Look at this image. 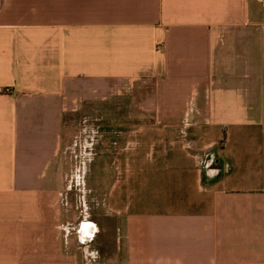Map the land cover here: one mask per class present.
Wrapping results in <instances>:
<instances>
[{
  "label": "crops",
  "instance_id": "obj_1",
  "mask_svg": "<svg viewBox=\"0 0 264 264\" xmlns=\"http://www.w3.org/2000/svg\"><path fill=\"white\" fill-rule=\"evenodd\" d=\"M0 264H264V0H0Z\"/></svg>",
  "mask_w": 264,
  "mask_h": 264
},
{
  "label": "rangeland",
  "instance_id": "obj_2",
  "mask_svg": "<svg viewBox=\"0 0 264 264\" xmlns=\"http://www.w3.org/2000/svg\"><path fill=\"white\" fill-rule=\"evenodd\" d=\"M127 101H128V99L122 98V100L114 99V101H113L114 104L111 103V105L110 104L103 105L102 103H95V104H92V105H89V106L84 107L82 110H80L78 112L77 115H72V114L67 115L66 116V128H65L66 134H67L66 135L67 136L66 138L69 139V137H70V131L73 132V130L76 128V125H78V127H79V125H81V124H83V125L84 124H86V125L89 124L90 125V123H91V125H95L96 127L98 125L99 128H101L102 127V124H104L103 120H98V121L97 120H93L92 117H88L87 118L88 121L87 120L86 121H82V120L77 121L79 119V116H80L79 114H82V113H85V114L86 113H89V114L90 113L91 114L92 113L102 114L103 112H106V108L107 109L109 108L111 112H121V113H125V112H128V104H127L128 102ZM116 124H117V122H116ZM113 127L114 126H112V128ZM83 128H84V126H83ZM96 212L98 213V211H96ZM99 213H100V216H98V215H95V216L91 215L88 218L87 222L89 224L88 226H93L94 232H95V228H97L96 230H98V232L100 231L99 234H100V237H101V235H102L101 231H103V228L105 227L104 226L105 225V222H104L105 219L103 217H101V213L102 212L99 211ZM106 223H108V221ZM110 223H111V225H112V223H114L113 222V218H111ZM81 230L82 229L80 227L79 231H81ZM83 230H82V233H80L78 231L77 237H75V241L73 240V244H75V242H77L78 246L81 247L82 244H86V243H89L90 244L91 243V246H92V238L94 237V234L95 233H93L92 236H89V235H87V233L83 232ZM97 235H98V233H97ZM94 240L96 241L97 238L94 239ZM98 250L101 251V248L98 249ZM79 251H80V249H78V255L81 256V253H79Z\"/></svg>",
  "mask_w": 264,
  "mask_h": 264
},
{
  "label": "water",
  "instance_id": "obj_3",
  "mask_svg": "<svg viewBox=\"0 0 264 264\" xmlns=\"http://www.w3.org/2000/svg\"><path fill=\"white\" fill-rule=\"evenodd\" d=\"M207 165H209V161H207V162L205 163V166H207ZM83 229H84V230H83ZM87 229H88V230H87ZM82 230H83V232L87 233V235H89V236H92L93 233H94V228H93V226H89V227H87V228H82ZM82 230L80 231V233H82Z\"/></svg>",
  "mask_w": 264,
  "mask_h": 264
}]
</instances>
